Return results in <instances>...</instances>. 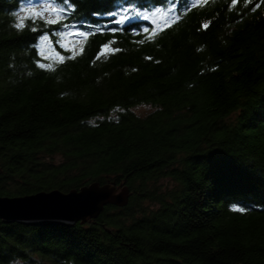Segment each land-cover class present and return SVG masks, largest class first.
<instances>
[{
	"label": "trees",
	"instance_id": "obj_1",
	"mask_svg": "<svg viewBox=\"0 0 264 264\" xmlns=\"http://www.w3.org/2000/svg\"><path fill=\"white\" fill-rule=\"evenodd\" d=\"M133 6L149 20L114 32ZM95 181L128 205L0 220V264H264L260 0H0V196Z\"/></svg>",
	"mask_w": 264,
	"mask_h": 264
},
{
	"label": "water",
	"instance_id": "obj_2",
	"mask_svg": "<svg viewBox=\"0 0 264 264\" xmlns=\"http://www.w3.org/2000/svg\"><path fill=\"white\" fill-rule=\"evenodd\" d=\"M129 197L125 183L96 181L69 192L54 189L25 196H0V220L26 226L74 227L97 219L109 205L127 206Z\"/></svg>",
	"mask_w": 264,
	"mask_h": 264
},
{
	"label": "snow or ice",
	"instance_id": "obj_3",
	"mask_svg": "<svg viewBox=\"0 0 264 264\" xmlns=\"http://www.w3.org/2000/svg\"><path fill=\"white\" fill-rule=\"evenodd\" d=\"M60 2L63 3L64 0H60ZM260 2L262 4H264V0H260ZM233 3L234 4H238L239 3V0H233ZM248 3L250 4L251 3V0H248ZM24 11H29V10L28 9H24ZM52 11L55 12V13H59L62 10L59 9V8H53ZM108 14L111 15V16H113V17L117 16V13H111L110 12ZM33 15H35V16L38 17L41 14L39 12H35V13H33ZM136 18H142L145 21H147V20H149L150 17L143 15L142 12H140L135 6H133L131 8H128V9L124 10L121 14H119V18L114 20V23L117 25V27L115 29H113V31L114 32L122 31L123 30V28L121 27L122 25L131 24ZM46 23L49 24V25H52V24H58V23H60V21L59 20H47ZM22 26H23V18H21V23L20 24H17V27L18 28H20ZM62 26L65 29H68L70 27H75V26L70 25V24H67V23L63 24ZM144 31H145V33H147V32H149L151 30L148 29V28H145ZM57 35L63 37L65 35V33L58 32ZM71 35H75V36H87V35H90V33H88V32H82V31H74V32L71 33ZM49 38H50L49 35L46 34V33L40 35V37H39V39L41 41L49 40ZM59 47L65 48V47H67V44L64 41H60ZM108 47L109 46L107 44H105L103 46V49L100 52V55H103L105 53V51L108 50ZM116 51H118V49ZM60 58L63 59V57H60ZM39 66H40V68H44L45 67V65L42 64V63ZM239 211H244V209L241 208V209H239Z\"/></svg>",
	"mask_w": 264,
	"mask_h": 264
},
{
	"label": "rangeland",
	"instance_id": "obj_4",
	"mask_svg": "<svg viewBox=\"0 0 264 264\" xmlns=\"http://www.w3.org/2000/svg\"><path fill=\"white\" fill-rule=\"evenodd\" d=\"M135 113L140 115V116H147L148 114H150L151 112L154 111L153 106L151 105H140L139 107H136L134 109ZM60 160L59 157H57V161ZM162 183H164L165 186L170 184L171 186H174V184L172 183V181H169L168 179L164 180Z\"/></svg>",
	"mask_w": 264,
	"mask_h": 264
}]
</instances>
